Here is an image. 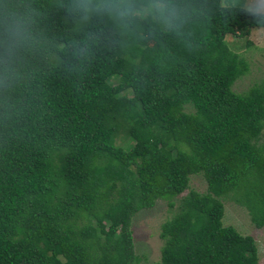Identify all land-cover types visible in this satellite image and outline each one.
Here are the masks:
<instances>
[{"label": "trees", "instance_id": "obj_1", "mask_svg": "<svg viewBox=\"0 0 264 264\" xmlns=\"http://www.w3.org/2000/svg\"><path fill=\"white\" fill-rule=\"evenodd\" d=\"M191 2L185 36L114 48L57 0H0V264H140L133 218L198 174L158 264H259L221 198L264 227V83L233 90L250 66L227 42L260 27L244 0Z\"/></svg>", "mask_w": 264, "mask_h": 264}, {"label": "clouds", "instance_id": "obj_2", "mask_svg": "<svg viewBox=\"0 0 264 264\" xmlns=\"http://www.w3.org/2000/svg\"><path fill=\"white\" fill-rule=\"evenodd\" d=\"M57 7L75 30L87 31L94 46L114 48L144 38L155 40L158 35L183 37L199 11L191 0H57ZM241 10L264 28V0H244ZM66 46L81 56L86 51L91 54L87 45Z\"/></svg>", "mask_w": 264, "mask_h": 264}, {"label": "rangeland", "instance_id": "obj_3", "mask_svg": "<svg viewBox=\"0 0 264 264\" xmlns=\"http://www.w3.org/2000/svg\"><path fill=\"white\" fill-rule=\"evenodd\" d=\"M223 2L225 4L226 0ZM227 42L235 53L249 63V73L240 77L232 87L236 93L246 94L254 85L264 83V28L251 29L250 36L247 38L228 36ZM248 42L251 43L249 47H247ZM190 109L191 107H188L187 111ZM122 138L121 135L118 144H123ZM262 143H264V131L259 145ZM192 190L200 193L207 191V182L202 174L191 177L189 189L174 200L173 207H170L169 202L165 200H158L153 208L135 215L132 230L136 254L141 258L140 264L160 262L161 249L164 246V241L161 239L162 225L179 212L181 200ZM221 201L225 207L224 226L234 227L242 235L253 236L258 246L259 264H264V227L257 229L252 224L248 208L237 204L230 196L228 198L223 196Z\"/></svg>", "mask_w": 264, "mask_h": 264}]
</instances>
